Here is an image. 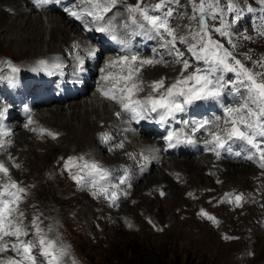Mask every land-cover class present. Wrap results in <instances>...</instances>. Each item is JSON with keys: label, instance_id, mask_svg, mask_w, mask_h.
<instances>
[{"label": "rangeland", "instance_id": "rangeland-1", "mask_svg": "<svg viewBox=\"0 0 264 264\" xmlns=\"http://www.w3.org/2000/svg\"><path fill=\"white\" fill-rule=\"evenodd\" d=\"M118 1L132 3V5L137 3V0ZM254 1L232 0L238 12L236 15L246 12ZM159 2L160 0H142L141 7ZM185 2L189 0H179L178 4L169 5L174 10L169 24L175 25L172 28L176 30V33L185 35L188 37L187 42L192 43L189 32L198 28L199 17L192 19V4L190 3V12H187ZM195 3L198 4L199 0H195ZM219 7L223 9L222 19L210 18L209 14L207 16V27L212 39L218 41L253 73H264V67H261V64H264V17L253 16L250 20V23L255 24L254 34L250 27L252 25L245 27L246 31H241L238 28L239 24L233 26L235 14L226 12L221 4ZM6 14L16 21L21 20L22 27L29 20L28 15H35L34 13L26 14V17L17 16L18 13L14 15L15 13L6 11L0 3V21L5 18L11 20ZM53 14L58 18L62 17L59 14ZM46 15L51 14L44 13L40 16L45 28L43 34L45 43L40 47L44 53L48 49L59 50L60 45L65 46L69 43L62 40L54 45H48L50 40L46 28L50 17L47 18ZM242 22L246 23L245 20ZM67 25L66 34L72 37L75 34L71 28L73 26ZM222 25H226L224 31L227 35L214 31ZM32 52L33 50L27 53L19 51L14 42H4L0 38V60L7 57L17 62L14 64H18L25 59L28 61ZM164 69L167 68H162ZM177 70L179 69L169 68L161 74L153 72L150 77L148 74L152 69H148L144 71L139 81L141 86L150 83L151 79L156 80L165 76L167 81H170L176 77ZM103 104L95 102L96 107L99 105V114L102 118L100 117L96 123V129L90 135L89 139L92 138L91 140L95 141L93 145L89 144V140L79 131L78 126L74 125L75 135L71 137L59 127L64 118L50 115V117L39 118V121L44 128L47 126L52 132H56L53 136L48 133L54 140L37 134L40 127L34 134L35 137L29 138L30 141L33 140L43 146L42 149L40 148L42 151L39 149L35 151V155L39 154V157H34L25 146H19L16 140L15 145L10 149L11 152L9 150L10 159L8 158L7 161L12 164L13 173L8 174L10 178H7V182L11 183L14 180L20 188L24 189L23 198L18 203L16 213V215L23 213V226L29 231V236L22 237L23 239L37 240L39 238L33 227V221L38 218L37 223L42 230L41 234L55 241L57 247L62 245L67 249L63 256L64 264H264V195H261L263 206L254 204L252 201L247 204L244 202L245 195L248 196L251 190L260 189L257 181L253 180V175L232 176L226 172V167L223 165L224 168L216 174V177L213 179L209 177L203 184L195 182L193 178H186V174L175 178L173 176L176 172L165 167L172 166L173 159L184 158L183 154L178 153L177 156L166 159L165 167L159 166L136 181L134 189L128 191L129 198L120 203L118 208H109V205L113 206V200L110 198L112 191L104 194L101 188L88 190L82 185L88 186L86 179L82 184L73 179V176L80 175L81 166L85 161L94 162L102 169H107L108 166L102 165L123 160L120 155L111 158L105 156V153L93 147L97 145V131L101 130L106 122L105 114L101 112ZM50 106L54 109L57 103L54 102ZM62 107L65 111H69L67 104ZM110 114L111 112L107 115L110 116ZM23 138L27 139L26 136ZM64 140H72V144L62 145ZM134 144L140 145L141 141L137 140ZM53 146L55 148L49 149ZM168 154L172 152L166 153ZM69 157L76 159L65 168L63 165L69 162ZM237 158L239 162L232 163L252 167L250 162ZM202 159L199 161H203ZM195 161L198 159L195 158ZM128 168L126 170L125 167L123 171L117 172L119 173L117 179L116 174L114 177L112 175L111 179L119 183L128 179ZM252 172L254 173L253 169ZM163 173L169 175L174 183L170 185L168 179L162 182ZM207 173L208 171L203 170L200 175L213 176L216 172L213 174L210 172L209 175ZM190 179L194 184L187 183ZM229 191L231 195L225 193ZM225 194H228V198H225ZM237 194L242 196L239 203L235 201ZM9 242H15V237H11ZM32 251L39 253L40 249L34 248ZM1 255V259L4 260L10 257L20 259L13 254V251L11 255L10 252H4ZM43 260V257L37 255V264H42Z\"/></svg>", "mask_w": 264, "mask_h": 264}, {"label": "snow or ice", "instance_id": "snow-or-ice-1", "mask_svg": "<svg viewBox=\"0 0 264 264\" xmlns=\"http://www.w3.org/2000/svg\"><path fill=\"white\" fill-rule=\"evenodd\" d=\"M141 3L142 0H137L135 5L127 6L129 18L125 27H128L130 22L140 29L171 37L163 46L170 48V54L172 51L175 52L176 62L182 64L181 75L162 92L160 90L164 88V80L152 82V91L153 93L160 92L158 96L149 95L143 99H134L135 92L140 89L138 85L132 84L131 87L112 89V91H119L121 95L119 97L112 95L110 98L117 100L122 109L130 113L133 119H148L151 118L152 113H156L159 121L163 122L167 118L173 117L175 113L185 111L186 106L195 101L219 97L226 86L233 85L238 94H240L241 89L246 92V95H243L244 103L237 108L226 110L228 119L225 120V124L231 123V127L212 133L211 140L206 141V144L211 145L209 150L214 151L217 156L220 155L219 149L225 148L227 142L233 140H241L253 147L261 148L262 145L257 143L256 137L259 136L264 139V78H262L264 73H253L231 52L224 49L218 41L212 39L207 27V16L210 13L215 18L217 13H223V9L219 7L220 0H199L198 4L195 3V0H189V3L192 4V19L195 20L198 16L199 25L197 29L189 32L193 42L190 44L188 52L195 61H202L205 67H197L187 76L184 75V72L191 67L190 61L183 58L184 53L176 49L175 44L177 39L187 42L188 37H177L176 30L169 24V20L174 14V10L169 5L178 4L179 0H160L155 5L144 7H141ZM116 6L117 0H81V10L79 12L73 11L71 15L77 19L84 16L91 17L94 23L99 24L105 21L106 15ZM227 10L229 12L237 10L232 0H229ZM225 27L226 25H222L215 28L214 31L221 35H227V32L224 31ZM96 30L110 32L112 30L111 24L97 27ZM112 38L115 39L116 37L113 36ZM131 60L135 62L137 57L132 56ZM39 63L41 66H46L45 61ZM152 63V60L140 62L141 67ZM261 67H264V64H261ZM139 70V68L130 65L128 75L121 77V79L131 80L133 74L138 73ZM13 71H17V69L13 68ZM224 72L234 73L236 79L225 81ZM105 95H109V93H105ZM119 114L117 113V115ZM203 127L204 125H201V128ZM174 138L171 133L167 137L169 141ZM75 159L69 157V162H66L65 167H68L69 163ZM261 159L264 160V151L261 152ZM81 171L85 172V175L73 176V179L77 180L78 183L85 181L86 177L98 176L100 179H104L108 175L94 162L85 161L81 166ZM0 173L8 174V168L4 166L3 162H0ZM0 189H2L0 190V253L11 250L20 257V259L11 257L6 260L0 259V264H37V255L44 258L42 264H64L63 256L67 249L62 245L57 247L55 241L41 234L42 230L37 223L38 218L33 221V227H35L39 238L37 240L22 238L28 237L29 231L23 226V213H19V215L16 213L18 201L22 197L24 189L20 188L15 181L0 185ZM101 191L107 194L106 189ZM110 198L115 201L117 193L113 191ZM225 198H228V194H225ZM240 200V196L235 197L237 203ZM205 215L207 214L205 213ZM9 236L15 237V242L6 241L5 237ZM34 248H39V253H33Z\"/></svg>", "mask_w": 264, "mask_h": 264}, {"label": "bare ground", "instance_id": "bare-ground-1", "mask_svg": "<svg viewBox=\"0 0 264 264\" xmlns=\"http://www.w3.org/2000/svg\"><path fill=\"white\" fill-rule=\"evenodd\" d=\"M9 1L10 0H0V3L2 5L5 4V6L13 7L12 4H15L14 0H12V2H9ZM16 7H21V5L18 3V4H16ZM16 7H13V8H16ZM15 11H17V13H18L17 16H20V17H24L27 14L26 11L21 12L18 8H16ZM50 14L51 15H46L47 18L50 17L49 22H48L49 25L46 28L47 29L46 31L48 32L49 40H50L48 42V45H54L56 42H58V41L61 42L62 40H64V41L66 40V41H69V43H72V42H74V40L80 39V35H82V34L76 33L72 37L70 35L66 34L68 31L66 28V25L70 24V23L68 21H66L64 17H61L63 19V21H62L61 18H58L53 13H50ZM28 16H29L28 17L29 20L26 22L25 26L22 27V25L20 23L21 20L16 21V20L12 19L11 16L9 17L7 15V17L11 20H8L7 18H5V20L0 21V38L4 42H12V43L14 42L16 47H18L19 51H23V52L27 53V52H29V51L31 52L33 50L32 56H30V57H43L44 52L41 51L40 47L42 46L43 43H45V39L43 38L45 28H44V25H43L41 18H40L41 14H35L32 16L28 15ZM47 21H48V19H47ZM71 28L73 30H75L74 26ZM67 45H65V46H67ZM49 51L50 50L48 49L47 52H49ZM14 63H17V62H12V64L9 66V68L6 71L0 72V82L3 80H6L7 82L11 83L17 77L18 72L22 73V76L25 79H33L32 75H30L28 73H23V69L26 67L25 62H21L18 64H14ZM13 68L17 69V71H13ZM165 70L167 71V69L162 70L161 67H156L155 69L152 68V71H150L148 75L150 77H152L151 73H153V72L159 73L160 72L159 74H161V72H164ZM37 83H38V81L35 82V86L32 89L28 90V100L27 101L32 107L37 109L36 114L30 115L31 121L34 124H38V123H41L39 121V118L41 119L43 116L44 117L45 116L50 117V115L56 116V117L60 116L61 119L64 118V120H62L60 122V126H59L62 129V131L64 130L66 132V134H68L69 136L72 137L75 135L74 134V125H76V126H78L79 131L84 134V137H86V139L89 140L90 145H93V143L95 142V141L91 140L92 138L89 139L90 135L96 129V123L100 120V117H101L99 114V105H97L98 107H96L95 102L104 103L101 106V112H103V114H105L106 122L111 121L112 125L109 127L110 129L108 131H102L101 132L100 139L96 140L97 145L96 146L94 145L93 147L95 149L97 148L98 150H101L103 153H105V156H108L110 158L117 156V155H120L123 157V160H124L123 164L113 165V166L108 165L107 169L104 168V169H106L105 171L108 173V175L105 177V179H111L112 175L114 177V174H116V179H117L119 176V173H117V172L123 171L125 167L127 170V168L129 167L128 168V176H127L128 179L123 180V183H120V186H121V188L128 189L129 192H130V190H133L135 187V184H136V183L133 184V182H134L135 178L140 174V169L135 171L133 161L128 157L127 154L123 153L124 150L114 146L116 143L115 139H117L119 137V129L116 126L117 120L115 118H112V114H110V116L107 115L110 113V107L108 106V104L106 102L101 101L99 98H93L90 100V102H87L86 100H84V101L83 100H76V101H71L68 104L69 111L67 112L61 106L60 102L50 99V94L47 91L43 92V93L36 91L35 89H36ZM44 95H46V96H44ZM120 95H121V93H120ZM125 95H126V93H125ZM135 98L141 99L138 92L135 94ZM35 99H39L38 102H36ZM4 101L6 103L8 101V99L0 96V103L3 104ZM54 102L57 103V106H56V108L52 109V108H50L51 107L50 105ZM89 105L91 107H89ZM188 108H189V106H186L185 111H183V112H185V114H186V112H189ZM106 122H104V125H106ZM121 126H123V123H120V127ZM47 130L52 132V130H50L48 127H47ZM52 133L56 134V132H52ZM34 134H36V132L34 133V132L29 131V132L25 133L23 131H20L19 132V138L16 139V142L21 147L25 146L27 148V150L30 151L34 155V157H36V156L39 157L38 156L39 154L35 155V153H36L35 151H37L38 149L40 151H42L41 149L43 148V146L38 145L33 140L30 141L29 138L33 139L35 137ZM37 134H40V136H42V135L47 136L46 139L54 140L53 138L50 137L51 135L50 136L48 135V133L44 132V133H37ZM141 135L144 138V141H146V142H150L151 140L154 139V135L150 131L141 132ZM23 136H26L27 139H24ZM105 137H107V138H105ZM156 137L153 141H155L157 143V145L159 146L158 153H160L161 155L168 156L170 154L166 155V153H171V152L172 153L178 152L180 154H183V152L181 151V148L179 147L180 146L179 143L176 144V146L174 147L173 150L168 151V152L164 151L162 148L164 141L156 140ZM71 141L70 140H64L62 142V145L68 144V146H69ZM48 142H49V144H51L50 141H48ZM194 147H196L195 144L192 146V148H194ZM53 148H55V147L54 146L49 147V149H53ZM10 152H11V150H10ZM10 152L8 151L6 153V155H3L2 157H0V162H3L4 165H8V166L10 165V167H12V164H10V162L7 161L9 156H10ZM44 152H47V151L44 150ZM198 155H200V154L198 153ZM1 158H3V160H1ZM202 158H196V159H198V161H195V158H187V157L180 158L178 160L173 159L172 160V161H174V162H172L173 165L170 167H167L165 164L167 160H163L160 167L166 166L165 168L172 169L173 170L172 172H176L173 176L175 178H177V177L180 178L181 175L186 174V178L187 177L193 178L195 180V182H198V183L200 182L201 184H203V182L205 180H208L209 177H210V179L211 178L213 179L214 177H216V174H219L221 172V170H222L221 166L222 165H224L226 167V172L232 176L233 175H235V176L236 175H239V176H244V175L255 176L256 175L252 172L251 166L249 167V166L238 165V164H234V163H224V164L221 163L220 166H218V167L214 166V168H213L211 165V161H210V155H204ZM200 159H202L203 161H199ZM168 160H169V157H168ZM63 166H65V165H63ZM203 170L208 171V173H207L208 175L210 174V172H211V174H213L215 172L216 173H215V175L213 174V176L209 175L207 177L206 176L202 177L200 175V173ZM152 177H154V176L152 175ZM8 178H10V177H8ZM167 179L169 180L168 182H170V185L174 183V181L170 180L169 175H166L165 173H163L161 175L162 182H165ZM202 179H204V180H202ZM191 180L192 179L187 181V183L191 184L192 183ZM192 184H194V183H192ZM130 187H131V189H130ZM209 187H211V186H209ZM168 189L171 190L170 188H168ZM175 190H176V192H178L177 188Z\"/></svg>", "mask_w": 264, "mask_h": 264}]
</instances>
